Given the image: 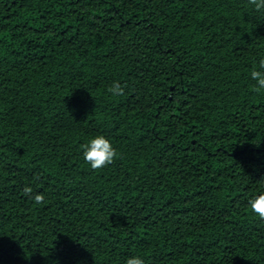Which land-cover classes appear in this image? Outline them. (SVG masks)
<instances>
[{"label":"trees","instance_id":"16d2710c","mask_svg":"<svg viewBox=\"0 0 264 264\" xmlns=\"http://www.w3.org/2000/svg\"><path fill=\"white\" fill-rule=\"evenodd\" d=\"M260 59L247 0H0V264H264Z\"/></svg>","mask_w":264,"mask_h":264},{"label":"clouds","instance_id":"9594fccd","mask_svg":"<svg viewBox=\"0 0 264 264\" xmlns=\"http://www.w3.org/2000/svg\"><path fill=\"white\" fill-rule=\"evenodd\" d=\"M248 5L253 7L255 11L264 10V0H247ZM252 80L256 81L254 91L261 93L264 90V59H260L258 66L253 67L250 72ZM125 87L121 86L119 82H114L108 87L107 92L113 97H120L125 94ZM83 150V159L90 165L94 171H100L109 165H112L120 154L113 147L111 141L105 136L100 135L91 139L88 143L81 145ZM24 195L33 199L35 204H43L45 197L42 194H33L31 187L25 186ZM250 211L256 215L260 220H264V194L258 195L248 201ZM126 264H145L144 259L140 256L129 257Z\"/></svg>","mask_w":264,"mask_h":264}]
</instances>
